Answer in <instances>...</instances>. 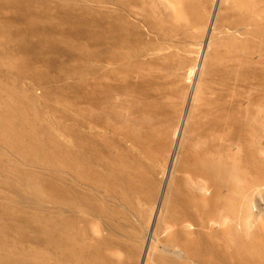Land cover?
Segmentation results:
<instances>
[{"label": "bare ground", "instance_id": "6f19581e", "mask_svg": "<svg viewBox=\"0 0 264 264\" xmlns=\"http://www.w3.org/2000/svg\"><path fill=\"white\" fill-rule=\"evenodd\" d=\"M5 43L0 145L36 169L0 159L14 193L0 191V264H121L79 211H110L129 237L90 187L125 202L144 180L161 212L142 264H264V0H0ZM38 61L80 79L53 82ZM37 76L53 82L42 94Z\"/></svg>", "mask_w": 264, "mask_h": 264}, {"label": "rangeland", "instance_id": "374dc122", "mask_svg": "<svg viewBox=\"0 0 264 264\" xmlns=\"http://www.w3.org/2000/svg\"><path fill=\"white\" fill-rule=\"evenodd\" d=\"M164 4L167 3L168 0H161ZM11 13V12H10ZM8 15L10 18L13 19L12 17V13ZM13 30V29H12ZM143 30V29H142ZM145 36V37H144ZM147 36V37H146ZM143 40H149V39H153L154 38V33L153 32H146L143 31ZM193 39V40H192ZM165 41L167 42L168 40L165 38ZM191 41H195V38H191L189 40ZM8 43L3 44L2 46H0V54L3 53L6 54L7 49L9 48ZM1 64L0 68L5 72V67L8 66V62L6 60H4L3 57H0ZM61 64H70L71 61L70 60H64L62 62H60ZM35 65L40 67L42 69V75H44L45 73L47 74V76L49 78L53 77V82L57 81V83L59 84H63V85H74L78 83L80 77L77 75L74 76H70V77H58V71L56 68L51 69V70H46L44 69L47 66V63L43 62V61H38L35 62ZM5 69V70H4ZM11 74V73H10ZM73 78V79H72ZM130 79H132L133 81H136L137 78L136 76H131ZM74 80V81H73ZM27 83L31 84L32 86L36 87V91L39 90V93H44L48 88H50L49 84H53V82H48L47 79H45L42 76H37V77H33V79H26ZM77 82V83H76ZM37 87H39V89H37ZM41 91V92H40ZM44 91V92H43ZM68 94L73 93L71 90L66 91ZM131 94H135L134 92H131ZM124 97H128L127 95H123ZM63 103V102H62ZM54 107H56L57 111L59 112H68L70 111L69 109H67L66 107L62 106L61 104H54ZM122 107V112L123 110L126 112L125 108ZM61 110V111H60ZM124 112V113H125ZM48 129L50 131H54L57 128V124H55V122H51L48 124ZM110 134L112 135L113 132L111 130H109ZM121 139V136H118V140ZM118 143H120V141H118ZM0 151L3 154H0V159L1 161H3V166L8 167H19L22 169H30L33 168L34 166L32 164H30L29 162H27L23 157H21L20 155L13 153L12 151H10L9 149H6V147L4 148V146L0 145ZM158 158H153V160H156ZM149 160H151L149 158ZM152 162V161H151ZM159 163H153L152 162V166L156 169V174H155V179L157 182L161 183L163 178H162V173H163V166L161 165V161L159 160ZM2 167H0L1 169ZM36 169V168H33ZM11 175L13 176L12 179L13 180H17L20 181V177L15 174V173H11ZM3 180L4 177L0 176V191H6L9 193L14 194L13 192H10L9 189L7 187H5L3 185ZM143 179H139L138 183L140 181H142ZM145 182L143 183V187L145 188V190L143 191H139L137 190L134 186H128V188H126V192L128 193L129 197L125 202H121L120 199L118 197H112L108 195V189L105 186L102 185H95L93 187H90V192L103 198L104 200L107 201V203L111 206L116 205L118 206V208L120 209L119 215L117 216L118 219L116 218V223H122V227L124 229V231L127 232V234L129 235L126 236L124 234H122L121 232H119V230H114L111 225V217L110 216L108 218V215H110V211L107 212V215H103L100 214L99 212H95V210L90 211L88 213H85L83 211H79L80 215H85L87 216L90 221L92 220H98L101 222V233L103 235H105V237L112 242L111 246L109 247V250L111 252V259L113 261H117L118 263L121 264H142V260L145 261V253L147 250V245H148V233L151 229L155 228L159 218H160V212H161V206L159 204V189L158 187L154 186L152 187V192H148L146 193V191H148L149 189V185L146 182V180H144ZM261 192L263 191V188H260ZM261 192H256L254 195V204H256L257 206H260V215H262V213H264V200H263V196ZM145 195H147V197H145ZM158 199V200H157ZM4 198L0 195V201H3ZM1 203V202H0ZM17 204L19 206H22L23 208H31L30 207V203L27 202H23L20 198L17 201ZM92 208L95 209L96 208V204L92 203ZM259 208V207H258ZM0 211H1V215H5L6 217H9L8 214L6 212H3L4 210H2V208L0 207ZM253 213H255V210H253ZM16 215H13L11 218H16ZM124 217H126L131 223L132 225L130 226L129 223L125 224V219ZM17 221V220H16ZM0 228H1V224H0ZM136 231V235L130 237V235H133L132 230ZM33 234L34 230L33 229H29L27 230V233ZM92 232V231H91ZM95 234L92 232V234L90 235V237H93ZM7 248H4L3 250H1V253L5 252Z\"/></svg>", "mask_w": 264, "mask_h": 264}]
</instances>
